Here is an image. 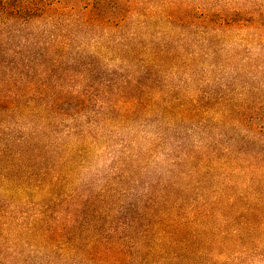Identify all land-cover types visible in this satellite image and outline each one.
Segmentation results:
<instances>
[{"label":"rangeland","instance_id":"rangeland-1","mask_svg":"<svg viewBox=\"0 0 264 264\" xmlns=\"http://www.w3.org/2000/svg\"><path fill=\"white\" fill-rule=\"evenodd\" d=\"M4 4L24 11L17 21L0 19V85L34 76L41 89L0 114V264H99L27 235L25 225L45 213L35 223L40 233L67 217L66 238L81 233L77 245L91 237L131 245L144 204L190 202L201 187L222 188L217 173L230 175L220 154L241 167L264 165V0ZM70 93L84 99L72 116ZM18 135L24 140L10 147ZM195 165L211 169L205 175ZM245 179L264 195V170ZM259 237L248 244L255 252L219 264H264ZM137 250L126 247L130 262Z\"/></svg>","mask_w":264,"mask_h":264},{"label":"trees","instance_id":"trees-1","mask_svg":"<svg viewBox=\"0 0 264 264\" xmlns=\"http://www.w3.org/2000/svg\"><path fill=\"white\" fill-rule=\"evenodd\" d=\"M22 11H24L23 7L1 5L0 19L5 24L17 21L21 17L19 14ZM14 56H17V53ZM16 62L19 64L18 59ZM32 63V60L29 59L30 72H34L35 69V65ZM11 80L14 78L9 77L3 80L0 85V114L2 112L14 113L15 109L20 107L18 99L22 98L24 92L38 93L41 89L34 82V76L27 80L28 83H19L18 86L10 82ZM81 97L70 93V103L78 106L70 112V116L72 113L77 114L79 112V108L84 103V99L82 100ZM134 99V103L137 101L139 106L144 107L143 100H139L138 97ZM59 102L61 103V101ZM60 103L52 101L49 106L54 112H62L59 109L55 110L56 105L59 106ZM128 103L131 104V101ZM37 106L42 107L40 103ZM31 110L34 111V108ZM2 124L3 121L0 120V125ZM2 132L0 131V133ZM1 135L3 134H0V137ZM79 138L85 137L80 135ZM23 140L24 137L18 135L17 138L12 139L10 147L18 145ZM259 155L260 153H256V157ZM217 159H222L219 166L226 172L229 171L230 175V177H223V174L217 173V181L222 179V188L201 187V192L198 193L197 198L190 202L183 199H176L174 202L166 199L163 201L152 199L149 203L144 204L143 211L137 216V222H141L139 233L136 237L129 235L133 239L131 245L121 243L120 240L109 244L99 243L93 237L87 238L89 239L87 243L77 245L75 241L80 238L79 234L81 233H74L70 238H66L67 217L54 222L52 225H43L40 227L42 232L39 233L35 223L43 221L45 213L41 217L36 215L37 218L33 219L31 225H25L26 234L29 236L36 235L42 240L45 238L48 243L50 241L61 242L58 245L61 251L65 249V251L70 250L77 254H86L90 260L101 259L99 264H104L109 258H113L115 264H130L131 262H135V264H190V260L197 264H219V259H228L229 255L237 254L239 251L253 253L258 249L257 245L260 244L258 242L260 240L259 234L264 233V195L252 191L248 181L242 180L243 176L245 177L247 174H251V176L256 173L261 174L264 165H255L251 162L247 167H241L237 163H233L229 157L227 160L223 159L221 154ZM259 162L261 164L262 160ZM198 166L195 165V169L204 171L203 174L205 175L211 169L210 165L207 167ZM27 180L37 187L35 189L41 188L40 180ZM249 180L255 181L256 179L253 177ZM210 194L214 195L215 198L211 200ZM81 205L84 209L87 204ZM71 221L76 222L70 216V223H72ZM63 238H66L67 245L62 243ZM71 241L74 242L72 245L68 243ZM250 242L256 243V247H248ZM126 247L138 249L137 255L131 262L126 258L128 254Z\"/></svg>","mask_w":264,"mask_h":264}]
</instances>
